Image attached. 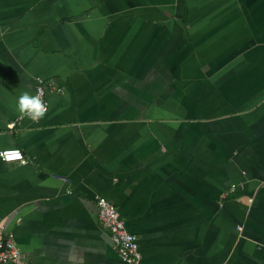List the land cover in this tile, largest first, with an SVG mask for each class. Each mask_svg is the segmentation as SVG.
<instances>
[{"label":"crops","instance_id":"0c3cea01","mask_svg":"<svg viewBox=\"0 0 264 264\" xmlns=\"http://www.w3.org/2000/svg\"><path fill=\"white\" fill-rule=\"evenodd\" d=\"M5 149L26 163L0 160V226L30 264H125L98 197L140 264H264V0H0Z\"/></svg>","mask_w":264,"mask_h":264},{"label":"built area","instance_id":"2783aa9c","mask_svg":"<svg viewBox=\"0 0 264 264\" xmlns=\"http://www.w3.org/2000/svg\"><path fill=\"white\" fill-rule=\"evenodd\" d=\"M55 88L54 85H46L39 79L36 83L37 91L42 93V98L47 102V92ZM11 127L14 123L10 124ZM0 160L6 163L24 164L26 160L20 149H5L0 151ZM97 219L101 227L110 235L114 250L125 264H140L141 255L135 235L127 231L125 223L116 208L105 198L98 197L95 201ZM30 264L29 260L17 248L13 235L0 226V264Z\"/></svg>","mask_w":264,"mask_h":264},{"label":"clouds","instance_id":"9594fccd","mask_svg":"<svg viewBox=\"0 0 264 264\" xmlns=\"http://www.w3.org/2000/svg\"><path fill=\"white\" fill-rule=\"evenodd\" d=\"M15 108L22 118L39 122L47 114L48 104L44 101L42 93L39 91L36 94L24 91L16 98Z\"/></svg>","mask_w":264,"mask_h":264}]
</instances>
